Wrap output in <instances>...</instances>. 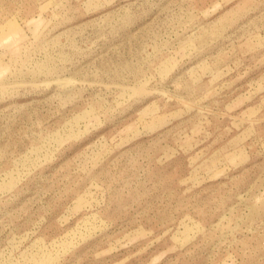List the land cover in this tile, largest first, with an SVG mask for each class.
<instances>
[{"label":"rangeland","instance_id":"374dc122","mask_svg":"<svg viewBox=\"0 0 264 264\" xmlns=\"http://www.w3.org/2000/svg\"><path fill=\"white\" fill-rule=\"evenodd\" d=\"M0 264H264V0H0Z\"/></svg>","mask_w":264,"mask_h":264}]
</instances>
